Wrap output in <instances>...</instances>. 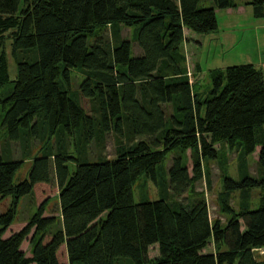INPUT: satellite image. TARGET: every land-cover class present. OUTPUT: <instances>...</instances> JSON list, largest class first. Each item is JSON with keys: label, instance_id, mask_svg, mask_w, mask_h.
Segmentation results:
<instances>
[{"label": "trees", "instance_id": "16d2710c", "mask_svg": "<svg viewBox=\"0 0 264 264\" xmlns=\"http://www.w3.org/2000/svg\"><path fill=\"white\" fill-rule=\"evenodd\" d=\"M203 1L210 6L201 7ZM248 5L263 16L264 0ZM233 6V0H0V91L10 86L0 92V197L20 199L54 182L62 225L58 234L42 226L54 219L42 217L48 199L18 231L9 230L13 213H1L0 264H264L252 253L264 251V196L255 209L230 207L232 192L264 191V75L250 64L213 71L201 100L180 53L185 28L213 32L216 11ZM119 24L133 27L131 39L120 36ZM7 33L14 81L2 44ZM73 71L82 76L75 90ZM39 98L43 109L33 108ZM109 136L113 159L106 154ZM225 141L257 159L254 176L223 173L218 208L229 219L221 224L210 220L203 197L183 196ZM36 146L41 151L28 178L15 184ZM141 175L160 188L157 200L133 202L132 184ZM210 240L216 249L203 254ZM154 245L158 254L150 260Z\"/></svg>", "mask_w": 264, "mask_h": 264}, {"label": "rangeland", "instance_id": "374dc122", "mask_svg": "<svg viewBox=\"0 0 264 264\" xmlns=\"http://www.w3.org/2000/svg\"><path fill=\"white\" fill-rule=\"evenodd\" d=\"M210 6L209 1H203L201 3V7H208ZM97 27V26H95ZM109 27V25H107ZM93 30L94 27H91ZM132 26H127L124 24H119V34L124 39H131L132 38ZM185 36L187 38V45H190L188 49L185 48L184 44H182L180 53L184 56L186 55L187 63L189 64V71L192 75L193 73H197V68L192 66L195 61H199L201 74L197 77V80H193L192 84V91L193 93H198L199 98L202 100L205 98L208 87L210 86V77L208 76V71L212 68H215L219 65V63L212 62L208 57V50L206 43L204 46L198 50V56L195 55V49L193 48L194 45L191 38V33L189 29L185 28ZM197 34V33H196ZM195 33L193 35H196ZM201 35V34H198ZM107 36L109 34L107 33ZM92 39V38H91ZM199 39H202L200 37ZM205 41V40H204ZM206 42V41H205ZM5 55L7 58L8 63V70H9V79L10 81H14L17 77V69L16 65L13 62L10 56V45L11 39H9V33L5 34V39L2 42ZM193 48V49H192ZM198 49V48H197ZM192 50H194V54H192ZM138 49L136 48L135 44H133V54H137ZM199 57V60H197ZM218 68V67H217ZM196 71V72H195ZM189 77V76H188ZM189 79V78H188ZM82 80V76H80L76 71L71 73V88L73 90L78 88L79 83ZM10 86H5L0 92L3 90L8 89ZM203 92V94H202ZM83 107L87 108V104L83 103ZM33 108L36 109H43L44 103L43 99L39 98L33 104ZM167 114H170L171 108L170 106H166ZM3 115V108L0 106V119ZM4 137V133L0 132V144ZM215 149L218 153L217 160L214 161H206L203 163V171H202V178L194 181L191 185L188 192L183 196V199H192L194 197H203L207 203L209 218L212 222L219 220L221 224H225L229 219L228 215L222 214L219 212L218 208V195L223 192V180L222 175L223 173L234 180H238L240 174L247 170V172L254 176L256 171L255 160L257 156L254 154L253 156H247L242 151L238 150L232 142H221L220 144H216ZM41 151V147L36 146L33 154L23 160V163L20 169L14 176V183L17 184L25 179L28 178L29 171L32 167L34 158L39 155ZM15 152L18 154V149L15 147ZM71 152L72 149H71ZM106 154L109 159H113L115 152H114V142L111 136L108 137L107 144H106ZM19 154L17 155V157ZM172 154L167 155L165 160L162 163V166L165 170L169 167L171 163ZM74 170V166H71V171ZM132 197L134 203H139L145 200H157L161 196V190L157 185L147 181L143 175L139 176L137 180L134 181L132 184ZM58 189L54 182L50 184H42L37 186L31 195L24 196L20 199H16L14 197H0V214L10 211L13 213L14 216V224L9 228L15 229L14 231L20 230L24 227L29 221L35 217L37 213L38 206L46 199L48 202L45 206L44 212L42 217L49 218L54 217L53 221L43 222L42 226L44 229L49 230L50 232L60 233L61 232V218H60V208H59V201H58ZM230 199V207L235 212L238 213L243 208L255 209L259 207L262 203V199L264 196V191L260 189H251L246 191H235L232 192ZM178 201V200H177ZM29 237L24 242L22 249L25 252L29 249ZM216 249L215 244L212 240H210L207 246L203 249V254H210L213 253ZM261 253H263L261 251ZM157 245H154L149 248V259L152 260L157 256ZM262 255V254H261ZM61 261H65V256L63 253L60 254Z\"/></svg>", "mask_w": 264, "mask_h": 264}, {"label": "crops", "instance_id": "0c3cea01", "mask_svg": "<svg viewBox=\"0 0 264 264\" xmlns=\"http://www.w3.org/2000/svg\"><path fill=\"white\" fill-rule=\"evenodd\" d=\"M248 2L249 0H233V7L216 11L217 28L215 31L201 35L196 33L193 35L194 33L190 32L192 35L190 40L196 51L195 55H199L198 50L206 43L209 59L214 63H219L218 68L215 67L208 71V76L213 71H223L227 67L244 64L253 65L264 75V5L263 16L259 17ZM200 37L202 39H199ZM186 42L183 44L188 49L190 45ZM193 51L192 54H194ZM189 65L190 63L187 64L188 78L190 84H193V80L196 81L201 74L200 63L195 61L191 64L198 71L192 75Z\"/></svg>", "mask_w": 264, "mask_h": 264}, {"label": "water", "instance_id": "95a60500", "mask_svg": "<svg viewBox=\"0 0 264 264\" xmlns=\"http://www.w3.org/2000/svg\"><path fill=\"white\" fill-rule=\"evenodd\" d=\"M262 252L263 253H261V250H259V249L253 250L252 253H253L254 259L257 262H264V251H262Z\"/></svg>", "mask_w": 264, "mask_h": 264}, {"label": "built area", "instance_id": "2783aa9c", "mask_svg": "<svg viewBox=\"0 0 264 264\" xmlns=\"http://www.w3.org/2000/svg\"><path fill=\"white\" fill-rule=\"evenodd\" d=\"M187 76H189V74H187Z\"/></svg>", "mask_w": 264, "mask_h": 264}]
</instances>
